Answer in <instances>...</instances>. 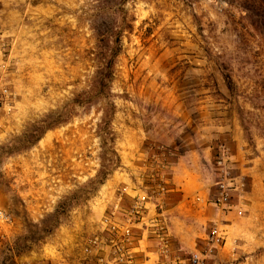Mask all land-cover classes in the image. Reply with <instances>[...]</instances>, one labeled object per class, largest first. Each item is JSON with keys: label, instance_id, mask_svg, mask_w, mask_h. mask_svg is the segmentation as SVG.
<instances>
[{"label": "rangeland", "instance_id": "obj_1", "mask_svg": "<svg viewBox=\"0 0 264 264\" xmlns=\"http://www.w3.org/2000/svg\"><path fill=\"white\" fill-rule=\"evenodd\" d=\"M256 4L128 0L112 85L122 165L97 184L98 103L35 139L90 88L96 0H0V264H264Z\"/></svg>", "mask_w": 264, "mask_h": 264}, {"label": "trees", "instance_id": "obj_2", "mask_svg": "<svg viewBox=\"0 0 264 264\" xmlns=\"http://www.w3.org/2000/svg\"><path fill=\"white\" fill-rule=\"evenodd\" d=\"M255 1L257 4L254 9L264 10V0ZM96 2L98 13L92 20L96 47L91 52L95 74L89 86L90 88L75 95V98L65 108L66 113L47 115L44 119L37 121L35 123L37 129L35 139L38 140L46 131L66 124L68 118H65V115L71 114L76 107L88 111V107L93 103H98L100 112L103 114L100 123L97 125L98 136L104 148L108 149L106 154L110 156L109 159L106 154L101 156L102 165L98 171L96 182L97 184H103L122 165L116 150L110 147L115 142L111 126L113 117L116 114L112 85L117 75L118 59L123 51V37L126 32L133 31L134 19L125 9L128 0H96ZM225 80L228 87L232 88L234 86L230 74L225 75ZM106 162L107 165H105ZM19 252L13 246H8L5 253L9 260H14L15 257H19Z\"/></svg>", "mask_w": 264, "mask_h": 264}, {"label": "built area", "instance_id": "obj_3", "mask_svg": "<svg viewBox=\"0 0 264 264\" xmlns=\"http://www.w3.org/2000/svg\"><path fill=\"white\" fill-rule=\"evenodd\" d=\"M9 222V218L8 216L5 214L4 210H2L0 208V224H6ZM113 229H116L115 227H113ZM127 235H129V231H127Z\"/></svg>", "mask_w": 264, "mask_h": 264}]
</instances>
